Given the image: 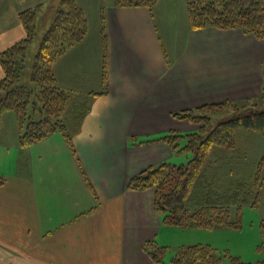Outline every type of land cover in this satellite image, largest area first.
<instances>
[{
    "label": "crops",
    "instance_id": "crops-1",
    "mask_svg": "<svg viewBox=\"0 0 264 264\" xmlns=\"http://www.w3.org/2000/svg\"><path fill=\"white\" fill-rule=\"evenodd\" d=\"M47 1L0 0V56L27 36L21 13ZM161 1L153 8L115 1L102 8L98 89L89 94L108 93L93 99L73 137L76 155L56 132L22 147L18 116L11 131L2 130L1 118L0 264H170L144 251L150 241L165 246L160 236L173 226L156 212L155 190L128 189V183L179 154L160 138L201 129L174 112L262 95L264 41L238 28L193 29L187 1L171 14ZM169 22L185 28L178 33ZM86 37L54 65L64 90L77 89L68 81L77 74L60 59L80 60Z\"/></svg>",
    "mask_w": 264,
    "mask_h": 264
},
{
    "label": "trees",
    "instance_id": "trees-1",
    "mask_svg": "<svg viewBox=\"0 0 264 264\" xmlns=\"http://www.w3.org/2000/svg\"><path fill=\"white\" fill-rule=\"evenodd\" d=\"M157 1L115 0V5L153 8ZM188 11L193 29L238 28L247 34L264 39V0H189ZM36 19L37 9L21 13L27 36L1 53L0 61L4 76L0 79V126L3 114L14 111L18 115L19 141L22 147L60 132L76 155L73 137L80 131L93 99L108 92H93L86 95L89 98H79V108L76 109L78 114L67 123L56 120L59 115L50 113L47 106H52L56 100L66 103L73 95L72 91L64 90L58 85L54 65L59 57L85 39L89 32L88 19L76 0H61L60 6L55 9L52 26L35 57L31 76L34 86L29 88L20 82L28 50L35 38ZM103 43L102 81L106 84L108 69L106 35H103ZM34 96L39 99L42 97V106L32 102ZM229 103L238 101L225 100L174 112L173 116L177 119L202 123L201 129L188 133L171 131L159 141L169 144L176 152H191L193 157L187 164L181 165L162 162L156 167L142 170L129 181L128 189L155 190L154 207L157 213L164 216L165 224L211 230L241 228L240 213L243 208L255 207L260 203L264 186V156L248 179L236 181L228 187L222 184L215 170L222 156L235 147L232 145L238 128L260 132L264 136V109L255 104L250 108H244L243 105L242 109H235L231 119L213 126V117L208 113L211 109ZM35 115H39L37 118L40 119H35ZM53 118L55 121H52ZM185 139L188 143L182 146L181 143ZM229 142V147H225ZM209 156H212L210 160ZM94 196L97 199L95 192ZM233 209H236L235 219L231 215ZM167 250V246H161L156 241L144 244V251L156 263L164 262ZM222 258L211 245H183L178 248L170 264H222ZM231 259L234 264H245L239 258Z\"/></svg>",
    "mask_w": 264,
    "mask_h": 264
},
{
    "label": "rangeland",
    "instance_id": "rangeland-1",
    "mask_svg": "<svg viewBox=\"0 0 264 264\" xmlns=\"http://www.w3.org/2000/svg\"><path fill=\"white\" fill-rule=\"evenodd\" d=\"M114 1L115 0H76L77 4L79 3L84 8L89 23V32L86 37V50H84V54L80 56V60H78V58L77 60H72V58L60 59V61L65 60V62H67L66 65L69 66V68L71 67L74 73L77 74L73 77L74 79L68 80L69 83H74L73 85H75L77 89L70 90L73 95L69 97L67 102L61 103L56 100L52 106H47L48 109L50 108V113L59 115L56 120H60L61 123H67V121L72 120L78 114L76 109L79 108V98H89L86 95L93 89H98L96 82L98 73L97 68L99 67L97 66V41L101 29V10L102 8L105 9L107 6L112 5ZM186 1L188 5L189 0H162L160 4L161 10L168 14L176 11L177 13H181L178 10L179 8L183 9L181 5H183L184 2L186 3ZM60 3L61 0H48L46 4H41V6L37 8L35 38L27 53L26 65L20 82L21 85L29 88H33L34 86L31 76L35 57L46 33L52 26L55 9L60 6ZM189 22H186L185 25ZM169 23L178 33L185 28V26H183L184 23L181 22ZM262 40L264 41V39ZM77 62L83 66L76 69L73 64L75 65ZM68 77L69 75L67 74V78ZM40 98L42 99V97ZM41 99L34 96L32 102H36L37 105L42 106L43 102H41ZM254 104L260 107V109H264V90L259 98L247 99L242 102L238 101V103L233 104H223L216 109H211L208 115H212V125L216 126L220 122L231 119L235 109H242L243 105L244 108H250ZM16 115L17 113L14 111L3 114L2 130L11 131L15 128L12 120ZM38 116L39 115H35V119H40L37 118ZM52 121H55V118H53ZM198 124L202 125V123ZM56 133L62 136L60 132ZM187 143L188 140L185 139L182 141L181 145L185 146ZM229 144L230 142L227 143L225 147H229ZM234 145L235 147L232 150L227 151V153L222 156V160L218 162L219 165L215 169L218 172L222 184L227 187L236 181L248 179L249 176L254 173L258 163L264 156V136L260 132L238 128L232 146ZM224 156H226V158ZM192 157L193 153L191 152L179 153L175 155L170 163L175 165L187 164ZM209 157L210 160L212 156ZM231 215L233 219L236 218V209H233ZM240 221L241 228L222 230L191 228L188 226H165L160 236L161 241L159 242L160 244L164 243L165 246L168 247L164 261L170 263L181 245L204 244L211 245L217 250L219 255L223 257L222 264H234L231 259L232 257L239 258L245 264H264V186L261 191L260 203L255 207L245 206L240 213Z\"/></svg>",
    "mask_w": 264,
    "mask_h": 264
}]
</instances>
